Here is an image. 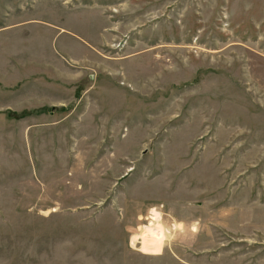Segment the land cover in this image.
Wrapping results in <instances>:
<instances>
[{
    "label": "rangeland",
    "instance_id": "1",
    "mask_svg": "<svg viewBox=\"0 0 264 264\" xmlns=\"http://www.w3.org/2000/svg\"><path fill=\"white\" fill-rule=\"evenodd\" d=\"M0 29V82L72 57L0 142L4 264H264V0H0Z\"/></svg>",
    "mask_w": 264,
    "mask_h": 264
},
{
    "label": "crops",
    "instance_id": "2",
    "mask_svg": "<svg viewBox=\"0 0 264 264\" xmlns=\"http://www.w3.org/2000/svg\"><path fill=\"white\" fill-rule=\"evenodd\" d=\"M21 23H10L6 25V28H12ZM1 28V29H3ZM0 29V30H1ZM13 54L15 51L13 50ZM70 54V53H69ZM72 56V54H70ZM21 57V56H20ZM20 57H10V63H14V58ZM59 63L57 64L53 59L50 60L52 64L46 63L51 67V73H43V72H34L32 74L33 81L27 85L25 83L26 78H17L14 75H10L11 73L7 70L2 71L4 75H7V78L0 82V142L5 145L9 143L13 146V136L15 134V129L18 130V134L25 135L26 133L30 132L31 127H37L41 124H33L31 121H35L39 119L41 114H39V110H42L43 107L51 105L52 107H58L63 105V96L67 98L69 96L68 90L63 88L60 85L56 84H49L46 81H40L42 75L49 76L56 75V74H67V70L63 61H71L72 57L66 59L64 55L59 53ZM21 60V59H20ZM48 62V61H47ZM54 63L56 64L55 67L53 66ZM53 69V71H52ZM14 70L16 73V69L12 68L10 71ZM28 70V69H27ZM27 70H20V73L27 74ZM65 71V72H62ZM71 71V70H69ZM73 74V73H71ZM29 75V74H28ZM68 75V74H67ZM49 78H53L50 76ZM55 79V78H53ZM75 92H72V95ZM40 108V109H39ZM25 114L19 120L20 123L15 125V122H18L14 119L15 114ZM22 121V122H21ZM4 149H0V169L3 168L2 158L4 157L3 153ZM6 151L10 150L8 147L5 148ZM8 168H6L7 170ZM8 231V228H5ZM9 242L0 243V249L9 248ZM0 250V261L1 264L6 263L3 261V258L6 257L7 253H3Z\"/></svg>",
    "mask_w": 264,
    "mask_h": 264
},
{
    "label": "bare ground",
    "instance_id": "3",
    "mask_svg": "<svg viewBox=\"0 0 264 264\" xmlns=\"http://www.w3.org/2000/svg\"><path fill=\"white\" fill-rule=\"evenodd\" d=\"M156 215H157V213H156V211H154V209H151L150 210V219L151 220H154V218L156 217ZM193 228V227H192ZM160 233V235H159V237H160V241H164V236H163V234L161 233V232H159Z\"/></svg>",
    "mask_w": 264,
    "mask_h": 264
}]
</instances>
